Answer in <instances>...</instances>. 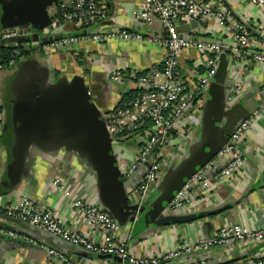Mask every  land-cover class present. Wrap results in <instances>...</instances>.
Masks as SVG:
<instances>
[{"label": "crops", "instance_id": "obj_1", "mask_svg": "<svg viewBox=\"0 0 264 264\" xmlns=\"http://www.w3.org/2000/svg\"><path fill=\"white\" fill-rule=\"evenodd\" d=\"M60 1L57 0L46 8L49 18L52 19L57 14ZM100 1L105 7L106 18L99 25L92 26L91 31L127 30L144 36L163 33L157 20L139 23L133 19L132 12L140 8L141 0ZM195 1L209 2V0ZM222 3L229 10L234 22L243 24L249 32L251 40L246 47L247 52L252 54L260 50L263 39L259 37L258 28L262 27L264 30L263 9L252 4L250 0H222ZM2 26L3 22L0 19V32L3 30ZM84 32L86 30L65 21L49 32L43 28L39 32L34 31L16 38L0 40V47H15L20 44L31 52L28 57L20 59L15 67L0 68V108L3 114L0 140L2 132L4 133L3 142L0 141V207L9 206L23 197H29L61 219L66 228L98 242L100 235L92 232L83 222L81 213L71 206V201L78 198L97 201L94 174L85 160L78 155L65 150L46 151L31 144L25 152L18 182L10 184V189H4L16 142L12 101L15 91L21 86V83L18 86L19 75L22 73L25 75L27 86L30 77L34 74V80L31 81L34 85L39 84L36 78L42 74L50 83L63 78L70 80L74 76H81L95 104L103 114H106L117 106L125 94L137 91L135 77L145 75L151 67L161 63L165 56V49L159 44L116 39L102 44L81 41L59 50L43 51L41 48V37L79 35ZM184 35L194 36L204 42L225 44L231 50L237 48L230 26L219 27L212 18L199 21L189 33ZM225 55L227 80L230 83L238 79L244 81L239 98L225 107L232 109L238 121L247 109L244 104L254 108L258 95L264 94V63L254 62L246 56L233 68L230 51ZM207 56V53L199 52L192 47L184 49L179 57V72L182 78L194 83L197 74L203 70ZM114 72L122 76L120 81L111 79ZM154 82L162 83L163 77L157 75ZM206 92L200 109L184 117L183 123L176 126L174 131L176 133L167 137L165 148L160 149L165 158L161 177L168 166L174 160L181 159L189 146L200 137ZM260 109L261 106L250 113L251 123L241 140L244 162L239 172L229 179L212 178L209 189L195 188L191 191L190 204L174 212L168 208L163 212L165 216L173 215L183 221L170 222L158 227L145 226L143 218L137 214L133 223L121 226L118 237L125 240L133 256L151 257L176 247L178 243H192L210 238L223 225L241 224L249 228H259L264 224V118L258 113ZM140 139L120 141L113 145V151L121 168L133 162L142 143ZM158 182L149 187L141 202L135 198L131 201L138 204L151 202L156 195ZM65 191L69 193L68 196H65ZM198 214L196 219L184 220L188 216ZM0 221L7 227L27 232L31 238L24 236V239H16L0 236V264H65L64 261L48 255L44 246L54 248L75 264H121L108 256L85 251L80 246L69 247L48 233L26 230L17 227L13 222ZM251 256L264 258V240L261 243L244 246L214 247L208 252L206 263L239 264ZM192 259L196 260V257ZM232 259L236 261L229 263L228 261ZM181 261L182 259L178 262ZM186 261L187 259H184L182 262Z\"/></svg>", "mask_w": 264, "mask_h": 264}, {"label": "built area", "instance_id": "obj_2", "mask_svg": "<svg viewBox=\"0 0 264 264\" xmlns=\"http://www.w3.org/2000/svg\"><path fill=\"white\" fill-rule=\"evenodd\" d=\"M250 2L261 7L264 12V0H250ZM132 17L139 23H150L152 20H157L165 34L144 36L127 30L96 29L91 31L92 26L99 25L106 18V10L101 1L61 0L57 14L46 27L47 32L65 21L72 22L77 28L86 30V32L79 35L62 36L58 40L41 45V48L43 51L59 50L81 41L102 44L116 39L159 44L165 49V56L161 63L151 67L145 75L135 77L133 74L137 92L127 97L123 96L111 112L103 114L112 147L120 141L135 138H141L142 141L133 162L127 167L119 166L124 180L128 179L146 161L150 151L159 143L157 150L149 158V168L139 182L129 190V198H135L141 202L149 187L161 178L165 158L160 149L166 146V134L170 129L176 131V126L183 123L184 117L200 109L205 92L216 72L220 54L230 51L233 68L246 56L254 62L264 63V30L262 27L258 28L259 37L263 39L260 50L250 54L246 50L251 40L249 32L243 24L234 22L229 10L223 6L222 0H209V2L141 0L140 8L132 12ZM207 18L214 19L219 27L229 25L237 48L231 50L227 45L218 42L192 40L189 36L176 32V27L179 25L191 24ZM33 32L34 30L30 27L5 28L0 32V40L16 38ZM190 47L208 55L203 63V70L197 74L194 83L187 82L179 72L180 54ZM14 53L18 56L17 51ZM16 64L17 62L11 58L7 66L0 65V68H13ZM157 75L163 77L162 83L154 82ZM121 78L118 72L111 75V79L115 81H120ZM243 87L244 81L241 79L231 83L225 98V107L230 106L239 98ZM258 113L264 118V103ZM2 123L3 114L0 108V132ZM250 123L251 117L240 122L220 151L185 182L167 205L171 212L190 204L191 191L195 188L207 190L212 178L214 180L229 179L239 172L244 162L241 140ZM178 160L180 159L176 161ZM217 165H221L220 171L208 177L207 174L212 172ZM64 194L69 195L67 191ZM71 206L81 213L86 226L100 235V241L94 242L85 235L66 228L61 219L29 197H23L9 206L0 207V214L25 222L65 243L80 246L85 251L115 256L121 264H206L208 252L214 247L244 246L261 243L264 240V224L259 228L228 224L221 226L210 238L192 243H178L176 247L151 257H136L130 253L125 240L118 237L121 226L110 217L98 201L91 202L85 198H78L71 201ZM0 236L25 238L3 227H0ZM44 249L48 255L64 261L65 264H75L54 248L44 246ZM194 256L196 260L192 259ZM183 257H187L186 262H182ZM180 259L182 261L178 262ZM197 260L200 261L197 262ZM239 264H264V258L263 256H251Z\"/></svg>", "mask_w": 264, "mask_h": 264}, {"label": "water", "instance_id": "obj_3", "mask_svg": "<svg viewBox=\"0 0 264 264\" xmlns=\"http://www.w3.org/2000/svg\"><path fill=\"white\" fill-rule=\"evenodd\" d=\"M55 1L57 0H0L2 29L30 27L35 32H39L49 25L51 18L47 16L46 8ZM198 23L199 21L179 25L176 27V32L180 35L189 33L190 29ZM163 33L165 34V31ZM61 37L60 35L41 37L40 45H45ZM189 38L197 40L194 36ZM226 72L227 59L225 53H222L206 92L200 137L189 146L186 154L180 160H174L168 166L156 186L155 197L151 202L143 204L131 201L129 190L139 182L149 168V158L157 150L159 143L150 151L146 161L128 179L124 180L106 129L103 112L95 104L84 79L81 76H74L70 80L63 78L55 83H50L42 74L36 78L39 84L34 85L31 81L34 80L35 74H32L27 86L25 75L22 73L18 78V86L20 83L21 86L15 91L12 101L16 142L4 189H10V184L18 182L23 169L25 152L28 146L33 144L42 150H65L83 158L94 174L98 203L120 226L133 223L137 214L143 218L145 226L158 227L170 222L183 221L173 215H163L167 205L185 182L220 151L236 126L264 103V94H259L258 100L254 102V108H249L244 104L247 109L237 121L232 109H225V98L231 85L227 80ZM172 133L175 132L170 129L166 137ZM220 169L221 165H217L207 176L211 177ZM198 216L199 214L188 216L184 220L196 219ZM0 220L13 222L17 227L26 230L44 232L2 214H0ZM0 227L11 229L30 238L27 232L7 227L1 221ZM65 244L73 247L68 243ZM108 257L120 263V260L115 256ZM186 258L183 257V259ZM199 261L197 260V262ZM234 261L236 260L232 259L228 262Z\"/></svg>", "mask_w": 264, "mask_h": 264}, {"label": "trees", "instance_id": "obj_4", "mask_svg": "<svg viewBox=\"0 0 264 264\" xmlns=\"http://www.w3.org/2000/svg\"><path fill=\"white\" fill-rule=\"evenodd\" d=\"M15 51L18 52V56H15ZM30 50L24 49L20 44H18L15 47H7V46H2L0 47V65L7 66V62L13 58L17 63L19 59L26 58L30 55ZM137 92V91H136ZM136 92H130L128 94H125L124 97L130 96L132 94H135ZM3 132L1 135V142H3Z\"/></svg>", "mask_w": 264, "mask_h": 264}, {"label": "rangeland", "instance_id": "obj_5", "mask_svg": "<svg viewBox=\"0 0 264 264\" xmlns=\"http://www.w3.org/2000/svg\"><path fill=\"white\" fill-rule=\"evenodd\" d=\"M165 147H162V150L164 149Z\"/></svg>", "mask_w": 264, "mask_h": 264}]
</instances>
